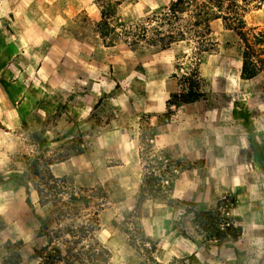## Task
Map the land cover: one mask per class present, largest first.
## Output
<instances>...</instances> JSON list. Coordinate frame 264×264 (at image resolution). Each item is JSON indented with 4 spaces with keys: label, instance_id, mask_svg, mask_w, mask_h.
Listing matches in <instances>:
<instances>
[{
    "label": "crops",
    "instance_id": "obj_1",
    "mask_svg": "<svg viewBox=\"0 0 264 264\" xmlns=\"http://www.w3.org/2000/svg\"><path fill=\"white\" fill-rule=\"evenodd\" d=\"M106 1L119 3L116 11L123 19L129 10L140 16L175 0H0V57L6 59L0 73V89L7 91L9 103V108L0 112L3 134L16 138L11 139V146L34 152L36 145L23 137L28 132H23L22 125L41 132L45 141L41 145L51 148L90 135L91 120L104 119L103 126L93 131L88 145L90 162L86 154L70 155L49 165L48 170L55 179L70 178L74 184H80L84 178L90 185L98 183L99 177L101 182H107L122 174L121 183L128 182L139 189L136 172L141 164V143L138 138H127L131 134L139 137L148 130L154 135L151 147L191 153L194 149L182 142L195 141L199 125L193 123L200 120L201 129L207 130L202 134L213 137L204 149L208 155L202 170L216 174L222 195L229 194L235 201L234 220L239 224L241 237L233 244L237 248L241 244L239 257L251 254L244 256V263L264 264V88L258 97L251 96V87L258 82L259 75L241 80L239 55L230 59L231 66L223 74L225 55L207 56L203 62L204 78L211 92L228 97V107H221L210 123L207 113L200 117L193 113L194 106L205 103L202 99L182 105L176 121L164 124L165 97L177 89L176 81L165 73L170 64L159 65L144 59L130 66L122 59L115 61L114 55L123 56L130 51L115 33L109 36L112 46L102 44L96 27L104 20L100 5ZM33 8L40 10L35 17L31 13ZM5 9L10 14L8 27L3 19ZM157 51V47H145L140 54L146 57ZM162 52L171 54L173 47ZM74 54L87 62L69 63ZM136 70L139 75L131 74ZM158 95L160 100L152 98ZM18 136L23 137V142L16 141ZM117 136L128 141L119 142ZM99 153L121 164L102 166ZM8 173L12 177L0 176V180L4 179L0 181V193L5 194L3 189L13 185L15 192L21 188L27 195L21 182L23 172L13 169ZM29 191L28 188V195ZM18 203L6 210L13 221L25 212ZM36 260L31 256L25 264H38Z\"/></svg>",
    "mask_w": 264,
    "mask_h": 264
},
{
    "label": "rangeland",
    "instance_id": "obj_2",
    "mask_svg": "<svg viewBox=\"0 0 264 264\" xmlns=\"http://www.w3.org/2000/svg\"><path fill=\"white\" fill-rule=\"evenodd\" d=\"M168 7L169 5L140 16L129 10L125 12L123 19L115 11L110 17L113 33L130 51H126L123 56L114 55L112 58L115 61L122 59V63L130 66L138 65L144 59L159 65L170 64L169 71L165 73L176 81L177 89L165 97L166 113L162 117L164 124L174 123L177 116H180L179 108L184 105L181 94L193 81L199 83L205 101L201 106L192 108L195 116L200 117L201 113H207L212 123V118L216 117L219 109L228 107V97L211 92V86L204 78L203 62L209 55H225L222 56L223 74L231 66L230 59L233 56H241L245 49L254 52L255 59L260 62V69L258 82L251 87V96L254 95L255 98L261 95L264 88V45H253L252 35L264 30V2L252 0L246 7L243 33L247 43L242 42L235 33L224 30L222 24L213 23L210 32L203 27H191L193 21L187 12L170 14L167 17L170 24H165L159 13L166 11ZM7 10L5 9L6 14L3 17L6 27L11 25ZM31 13L35 17L40 10L33 8ZM159 34H169L177 40L169 47H173V52L164 54L162 51L165 49L153 46L158 49L156 54L150 53L146 57L141 55V49L152 47L145 42L157 41ZM124 35H130L126 39L127 43L124 42ZM135 35L139 36L140 42L134 48L131 45ZM142 36L144 37L141 38ZM144 39L145 42L142 41ZM108 41L112 43L111 37ZM201 50L208 52L200 57L198 80L199 78L192 76L190 69L198 61L197 54ZM68 62L84 65L87 59L74 54L69 57ZM5 63V57H0V73L5 68ZM139 72L136 70L131 74L139 75ZM0 98L2 113L9 108L7 91L3 87L0 89ZM152 98L160 100L161 97L158 95ZM103 120H91L90 135L75 137L72 144H56L51 148L41 145V136L32 126L22 125L23 132H28L23 137H28L36 145L37 150L34 152L23 146H11V139L16 138L3 134L5 129L0 125V176L4 179L12 177L8 171L13 169L23 172L21 182L28 184L30 190L29 195H25L24 189L18 188L15 192L16 188L10 185L3 189L7 191L5 194L0 193V263L6 261L12 264L18 260V264H21L23 260L25 264L31 256H40L35 263L142 264L148 257L147 251L154 247L152 257L165 264L173 259L183 264H246L243 262L244 256L251 254H241L243 256L239 257L241 244L237 248L233 244L235 241L229 239L222 242L208 239L194 223L195 212L218 210L239 228L234 220L235 201L229 194L222 195L216 174L211 170L209 173L202 170L208 155L204 149L213 141V137L208 138V134H202L207 130L201 129L200 120L193 123L199 125L195 141L182 142L188 149H194L191 153L151 147L154 144V135L148 130L139 137L131 134L127 138H138L139 144L141 143V164L136 172V180L140 181L139 189H135L128 182L121 183L119 180L123 178L122 174L120 178L117 174L116 178H110L107 182H101L99 177L98 183L91 185L84 178L80 184H74L70 178H61L54 183L47 179L44 173L46 164L60 162L67 154H86L87 162H90L88 145L93 140V131L103 126ZM131 130H134V126ZM23 137L18 136L16 141L23 142ZM116 138L119 142L128 141L126 137ZM209 154L216 155L213 152ZM99 157L103 158L101 164L99 163L102 166L114 167L121 164L119 160L114 162L103 155ZM33 163L38 165L36 173L32 169ZM233 173L234 169L231 168L230 174ZM154 177L159 182L152 181ZM147 179L153 182V188L146 187L141 193V186ZM37 190L41 192L40 197ZM16 203L25 212L18 220L13 221V216H8L6 210Z\"/></svg>",
    "mask_w": 264,
    "mask_h": 264
},
{
    "label": "trees",
    "instance_id": "obj_3",
    "mask_svg": "<svg viewBox=\"0 0 264 264\" xmlns=\"http://www.w3.org/2000/svg\"><path fill=\"white\" fill-rule=\"evenodd\" d=\"M252 0H201V1H188V0H175L169 4V7L166 11L159 13V16H162L163 22L165 24H170L167 17L170 14H183L185 12L189 13L190 18L193 21L191 27L193 28H200L203 27L207 31L210 32V26L212 23L219 21L223 29L226 31H231L235 33L237 36L240 37L242 42L247 43L246 36L243 33L245 29V21L244 15L246 11V7L250 4ZM259 3L264 2V0H256ZM119 3L116 2H102L100 5L101 7V16L104 19L100 22L97 26V33L100 39L106 46H112V43L108 41L110 34L114 32V27L110 25L109 19L112 17V13H114L117 9ZM173 12V13H172ZM167 18V19H166ZM169 23H168V22ZM144 34V33H143ZM130 35H124V42L127 43L126 39H128ZM142 36L141 38H143ZM139 36L135 35V39L132 42V47H136L138 42H140ZM253 45L260 46L264 45V30L252 35ZM166 40V42H165ZM108 41V42H106ZM142 41H146L145 39ZM177 40L173 39L171 35L164 36L159 34V39L157 41L152 40L145 42L149 46H160L162 49L169 48L172 44L176 43ZM208 50H201L197 54L198 61L194 63V67L190 70V73L194 78L198 79V69H199V61L200 57L207 53ZM196 56V55H195ZM196 56V57H197ZM242 59V67H241V74L240 79L243 81L251 80L257 76L259 73V64L260 62L255 59L254 52L251 53L249 49L243 50L241 54ZM200 80V78L198 79ZM204 98V93L200 90L199 83L197 81H193L189 83L187 89L183 91L181 94V102L183 104H191L197 101H200ZM39 135L42 139V144L45 143L43 139V135L39 132ZM70 155H65L61 159V161L66 160ZM60 161V162H61ZM52 163L46 164V168L44 169L45 176L49 181L59 182V179H55L49 172L48 166ZM33 171L36 173L38 169L37 163H33L32 165ZM159 182V179L155 178L152 179ZM150 179H147L143 182L141 186V193L146 190V187L153 188L152 182ZM47 185V183H46ZM25 188V192L28 195V184H23ZM56 187V186H55ZM54 187V189H55ZM52 189V187H49ZM38 191V190H37ZM38 196L40 197L41 192L38 191ZM194 223L197 227L201 228L202 232L205 234L206 238L214 240L216 242H222L224 240H232L236 241L241 237V229L235 227L232 220L230 218L225 217L224 214L220 213L218 210H207V211H197L193 214ZM1 224V223H0ZM149 244V243H148ZM145 246V245H144ZM151 246V244H150ZM147 251V250H146ZM148 257L144 259L142 264H165L157 262V260L152 257L154 253V247H151L149 251H147ZM37 258H41L40 256ZM3 264H9L6 261H3ZM12 264H18V260ZM166 264H183L181 261L176 259L171 260Z\"/></svg>",
    "mask_w": 264,
    "mask_h": 264
}]
</instances>
